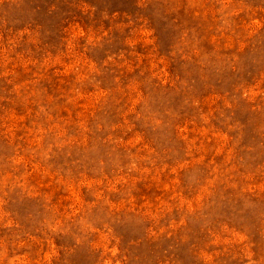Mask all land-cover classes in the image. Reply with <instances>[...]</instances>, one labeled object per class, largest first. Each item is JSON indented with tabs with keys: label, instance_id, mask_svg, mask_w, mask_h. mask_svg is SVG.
Returning a JSON list of instances; mask_svg holds the SVG:
<instances>
[{
	"label": "rangeland",
	"instance_id": "rangeland-1",
	"mask_svg": "<svg viewBox=\"0 0 264 264\" xmlns=\"http://www.w3.org/2000/svg\"><path fill=\"white\" fill-rule=\"evenodd\" d=\"M0 264H264V0H0Z\"/></svg>",
	"mask_w": 264,
	"mask_h": 264
}]
</instances>
